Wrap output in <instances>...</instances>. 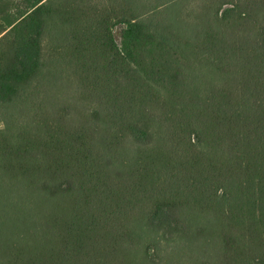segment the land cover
<instances>
[{
  "label": "trees",
  "instance_id": "1",
  "mask_svg": "<svg viewBox=\"0 0 264 264\" xmlns=\"http://www.w3.org/2000/svg\"><path fill=\"white\" fill-rule=\"evenodd\" d=\"M0 115V264H264V0H0Z\"/></svg>",
  "mask_w": 264,
  "mask_h": 264
},
{
  "label": "rangeland",
  "instance_id": "2",
  "mask_svg": "<svg viewBox=\"0 0 264 264\" xmlns=\"http://www.w3.org/2000/svg\"><path fill=\"white\" fill-rule=\"evenodd\" d=\"M1 117L2 116L0 115V129L3 128V127H5V125H6V123H5L6 121H4ZM211 222H213V221H211ZM166 250L168 252L170 249H166Z\"/></svg>",
  "mask_w": 264,
  "mask_h": 264
}]
</instances>
